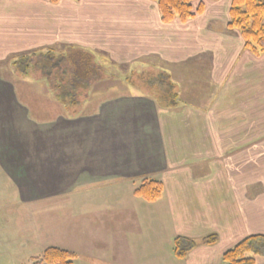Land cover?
Returning a JSON list of instances; mask_svg holds the SVG:
<instances>
[{
  "label": "crops",
  "instance_id": "1",
  "mask_svg": "<svg viewBox=\"0 0 264 264\" xmlns=\"http://www.w3.org/2000/svg\"><path fill=\"white\" fill-rule=\"evenodd\" d=\"M199 1L202 13L163 23L152 0H0V61L64 46L73 52L60 65L83 50L127 67L142 63V73L159 67L188 86L180 107L123 93L85 99L75 117L44 119L0 77V171L20 202L66 193L76 201L86 191L90 204L120 207L125 185L160 180L161 198L150 203L156 214L172 220L177 236L217 241L182 260L170 244L153 245L148 264H222L234 243L264 236V52L245 48L227 27L230 0ZM75 65L55 74L66 88L89 89L98 77ZM239 138L245 143L230 145Z\"/></svg>",
  "mask_w": 264,
  "mask_h": 264
},
{
  "label": "rangeland",
  "instance_id": "2",
  "mask_svg": "<svg viewBox=\"0 0 264 264\" xmlns=\"http://www.w3.org/2000/svg\"><path fill=\"white\" fill-rule=\"evenodd\" d=\"M71 51L64 46L48 47L36 51L33 56L22 61L21 57L30 53L3 59L0 61V77L10 79L14 85L13 92L23 102L31 104L36 109L35 113L44 119L60 112L67 117H75L81 111L84 113L86 110L83 103L90 97L141 93L155 96L161 101V97L177 92L178 102H182L185 98L183 93L188 91V86L181 85V75H177V80H168L159 67L147 71V75L153 80L146 81L147 77L144 80L135 79L132 81L133 85L131 81H127V77L132 73L135 76L142 74L141 69L135 67H144L142 63L127 67L106 61L97 54L76 50L75 54L78 51L81 53L79 56L84 55L91 60V73L98 79L89 89H75L70 93L71 90L63 86L64 77L60 76L59 71L63 60L61 54L67 56ZM77 59V72L80 67L87 68L84 63L80 64L81 59L86 62L84 57ZM148 60L152 64L165 66L154 58ZM55 69L59 70V75L55 74V77H60L57 83L53 80ZM143 71L146 72L144 69ZM82 84L85 86V81ZM60 92L66 101L57 99V93ZM77 92L80 96H77ZM75 94L80 99L81 106L77 105V112H72L74 108L69 107L68 101ZM180 105L181 103L174 107ZM91 110L92 108L89 109ZM254 133L258 132L255 130ZM253 140L255 145L261 138L256 137ZM236 141L245 143L246 139H233L230 145L234 146L232 143ZM140 180L133 182L139 184ZM129 185L124 186L126 194L123 195L124 200L120 207L90 204L85 201L86 191L76 201L72 194L66 193L51 199L20 202L16 188L0 171V264H34L44 249L50 246L74 252L77 257L73 264H148L145 255L149 257V248L153 245L165 247L168 244L172 247L177 233L172 226V220L158 211L157 215L156 207L133 196Z\"/></svg>",
  "mask_w": 264,
  "mask_h": 264
},
{
  "label": "trees",
  "instance_id": "3",
  "mask_svg": "<svg viewBox=\"0 0 264 264\" xmlns=\"http://www.w3.org/2000/svg\"><path fill=\"white\" fill-rule=\"evenodd\" d=\"M52 3L58 0H49ZM157 4L160 19L163 23H170L173 20H178L180 22H185L194 16L202 13L204 5L198 0H152ZM197 2V4H194ZM228 23L227 27L237 30L244 41V47L251 50L255 54L264 52V1L263 0H230L229 10H228ZM50 52V51H49ZM77 54L72 55V58H67V63L60 65L62 70L69 72L71 69L76 67L75 63ZM34 53H30L28 56L21 57V61L28 59V57L33 56ZM81 57V56H79ZM86 57V56H82ZM81 61L85 65H90V61L87 58L86 62L84 59ZM54 70L53 80L55 82L59 81L58 76L55 77ZM79 70V69H78ZM87 68H81V71H86ZM146 81H151V76L147 73L131 74L127 77V81L134 85L133 80L145 79ZM59 88V87H57ZM59 90V89H57ZM69 90V88H68ZM70 93L75 89H70ZM80 90V89H77ZM58 98L61 99L62 93H57ZM77 92V96H78ZM80 96V95H79ZM165 100L168 106L174 107L179 101L177 92L170 94V96H165ZM63 97H62V99ZM76 94L72 96V99L68 101V105L71 108H75L80 102ZM76 112V111H73ZM163 192V183L160 180L144 178L141 182L133 189V196L142 199L148 203H154L161 198ZM217 241L216 234H209L203 236L199 241L193 238L185 236H176L172 242V252L176 259H184L188 252L192 250L197 244H214ZM76 254L69 250L57 248V247H47L44 249L42 254L37 257V262L34 264H73L76 259ZM264 257V236L260 235H250L246 236L231 247L226 249L221 256L222 264H257V258Z\"/></svg>",
  "mask_w": 264,
  "mask_h": 264
},
{
  "label": "flooded vegetation",
  "instance_id": "4",
  "mask_svg": "<svg viewBox=\"0 0 264 264\" xmlns=\"http://www.w3.org/2000/svg\"><path fill=\"white\" fill-rule=\"evenodd\" d=\"M174 256V255H173Z\"/></svg>",
  "mask_w": 264,
  "mask_h": 264
}]
</instances>
